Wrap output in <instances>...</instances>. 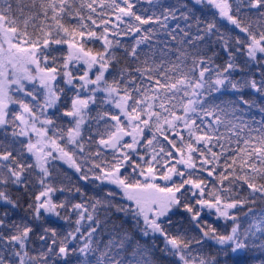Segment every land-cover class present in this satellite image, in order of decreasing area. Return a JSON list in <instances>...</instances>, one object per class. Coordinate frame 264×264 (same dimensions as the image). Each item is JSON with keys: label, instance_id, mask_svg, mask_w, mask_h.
Segmentation results:
<instances>
[{"label": "snow or ice", "instance_id": "obj_1", "mask_svg": "<svg viewBox=\"0 0 264 264\" xmlns=\"http://www.w3.org/2000/svg\"><path fill=\"white\" fill-rule=\"evenodd\" d=\"M0 264H264V0H0Z\"/></svg>", "mask_w": 264, "mask_h": 264}]
</instances>
